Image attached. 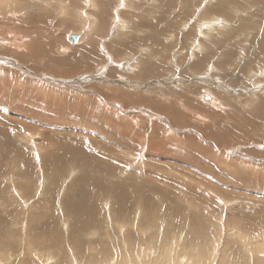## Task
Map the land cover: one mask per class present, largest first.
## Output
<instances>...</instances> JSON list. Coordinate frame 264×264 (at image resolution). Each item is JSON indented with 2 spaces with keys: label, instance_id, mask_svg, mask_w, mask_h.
Instances as JSON below:
<instances>
[{
  "label": "rangeland",
  "instance_id": "1",
  "mask_svg": "<svg viewBox=\"0 0 264 264\" xmlns=\"http://www.w3.org/2000/svg\"><path fill=\"white\" fill-rule=\"evenodd\" d=\"M69 1L63 16L51 19L44 31L25 27L26 16L6 4L0 13V31L13 38V47L0 43V251L5 253L0 262L103 264L118 252L113 245L120 230L113 221L130 226L139 216L144 228L165 221L166 226L158 227L161 239L183 237L186 245L203 247L221 238L219 258H236L238 264L255 261L241 245L254 248L264 242V0H128L127 5L125 0H96L100 10L88 12L99 23L94 42L73 46L68 37L83 30L79 16L87 10L84 0ZM17 4L33 6L29 1ZM102 8L107 13L103 17ZM200 16L212 24L202 28L208 35L204 39L199 36ZM120 19L131 30L122 38L118 36L123 32L116 33ZM196 41L203 50L192 66L188 59ZM117 45L126 50L119 51ZM80 46H90L93 53L75 58L77 62L70 56ZM36 47L53 49L54 58L69 60L49 63ZM124 62L131 74L122 71ZM208 92L215 99L212 104L202 100ZM146 99H157L164 110ZM193 104L197 112L189 108ZM251 119H259L260 129L249 125ZM76 149L75 155L67 153ZM88 175L97 180L90 181ZM127 186L134 191H125ZM116 189L121 195H136L127 209L116 206ZM147 198L155 201L153 207L134 204ZM135 225L130 237L137 244ZM107 229L112 243L99 239H106ZM147 230V235L156 234L155 228Z\"/></svg>",
  "mask_w": 264,
  "mask_h": 264
},
{
  "label": "bare ground",
  "instance_id": "2",
  "mask_svg": "<svg viewBox=\"0 0 264 264\" xmlns=\"http://www.w3.org/2000/svg\"><path fill=\"white\" fill-rule=\"evenodd\" d=\"M7 1V3H5ZM18 1H29L30 3H32V5L33 6H31V7H27V8H24V7H18V4H17V2ZM69 1V0H68ZM122 1V0H121ZM134 1V0H133ZM66 2H67V0H0V13H2L3 12V9H4V7H5V4H6V6L9 8V6H10V8H15V10H13V11H15V12H17V13H19V15L20 14H22L21 16H23V18H25V16H26V21H25V23L23 24L25 27L26 26H28V27H31L32 26V28L33 27H35V28H42L43 26H46V24H48L49 22H50V20L51 19H54L55 17H59V18H61L62 16H63V14H64V11H65V8L67 7L66 6ZM70 2V1H69ZM100 3H101V1H99ZM103 2V1H102ZM110 2V1H109ZM127 2H128V0H125V5H127ZM12 3V4H11ZM71 3V2H70ZM84 5H85V8H86V10H87V12H85V11H81V9L77 6L76 7V9H75V12L76 13H78V12H80L81 11V15L79 16V18H80V21L81 22H83L82 24H83V30L82 31H84V33H82V31H81V29H80V31L81 32H78V31H76V32H78V33H74V34H78L79 35V41H78V43L80 44V43H82V42H84V43H86V42H88V41H92V43L94 42L93 40H94V37L96 36V26L99 24V23H97L98 21L96 20V18L94 17V15L93 14H90V13H88V12H96L97 11V13H98V11L100 10H97L98 8H100L101 7V5L100 4H98L97 2H96V0H84ZM123 3V2H122ZM123 3V4H124ZM68 5V4H67ZM45 6H47V8H44ZM100 6V7H99ZM104 6V5H103ZM109 6H111V5H109ZM204 6V5H203ZM112 7V6H111ZM113 7H114V5H113ZM116 7V6H115ZM214 7V6H213ZM216 7V6H215ZM220 7H221V5H220ZM106 8H108V7H106ZM105 8V9H106ZM193 8H195V7H193ZM69 9V8H68ZM70 9H71V7H70ZM123 9H126V8H124L123 7ZM212 9V8H211ZM216 9V8H215ZM214 9V10H215ZM237 9H238V7H237ZM8 10V9H7ZM10 10V9H9ZM53 10H55V11H53ZM114 10V9H113ZM66 11H67V13L70 11H68L67 9H66ZM107 11H108V9H107ZM192 11H194V10H192ZM213 11V10H212ZM6 12V11H5ZM9 12V11H8ZM11 12V11H10ZM54 12H56L57 14L56 15H54L55 13ZM114 12V11H113ZM218 12V11H217ZM66 13V12H65ZM66 13V14H67ZM72 12L70 11V14H71ZM100 14H102V17H103V14H107L104 10H103V8H102V10L99 12ZM193 13V12H192ZM199 13V12H198ZM70 14L68 13V16H70ZM120 14V13H119ZM121 14H123V13H121ZM194 14V13H193ZM237 14V13H236ZM18 15V14H17ZM109 15H111L110 13H109ZM124 15V14H123ZM228 15V14H227ZM64 16H66V15H64ZM118 16V15H117ZM198 16V15H197ZM115 17V15L113 14V18ZM191 17H194V16H191ZM218 17V16H217ZM22 18V19H23ZM67 18V17H66ZM109 18V17H108ZM118 18H120V16L118 17ZM123 18V17H122ZM62 19H64V17L62 18ZM61 19V20H62ZM110 19V18H109ZM123 19H125V18H123ZM210 19V18H209ZM215 19V18H214ZM75 20V19H74ZM121 21V30L120 31H116V33H118V32H123V35H120V36H118L119 38H122V37H124V36H127V34L128 33H130L131 32V30H130V24H128V23H126L125 21H126V19H125V21H123L122 19H120ZM194 20H195V18H194ZM193 20V21H194ZM51 21H53V20H51ZM204 21H205V19L204 18H202V16H200V19L198 20V23H200L201 25H200V28H199V36H200V38H202V39H204V38H206V37H208V35H205L201 30H202V28H211V26H212V24L211 25H208L207 23L205 24L204 23ZM214 21H216V20H214ZM22 22H23V20H22ZM197 22V21H196ZM219 22H222V20H219V19H217V23H219ZM195 23V22H194ZM226 23V22H225ZM22 24V23H21ZM81 24V23H80ZM81 24V25H82ZM132 24V23H131ZM216 24V23H215ZM189 25H191V24H189ZM222 24H220V26H221ZM213 26H215V25H213ZM225 26V25H224ZM81 27V26H80ZM189 26H184V28H188ZM184 28H183V31H184ZM222 28V27H221ZM43 29V28H42ZM45 29V28H44ZM44 29H43V31H44ZM247 29V28H246ZM251 30V29H250ZM253 30H254V28H253ZM13 31V30H12ZM15 31V30H14ZM16 32V31H15ZM75 32V31H74ZM239 32V31H238ZM242 32H244V31H242ZM33 33V32H32ZM45 33V32H44ZM48 33V32H47ZM116 33H114V34H116ZM229 33V32H228ZM38 34H40V33H38ZM41 34H43V33H41ZM40 34V35H41ZM49 34V33H48ZM55 34H57V33H55ZM212 34V33H211ZM252 34V33H251ZM11 35V34H10ZM10 35L8 36V35H3L2 34V32L0 31V43H5L6 45H8L9 47H11L12 45H11V43L10 42H12V40H13V38H10ZM37 35V34H36ZM71 35H73V34H71ZM70 35V36H71ZM229 35H231L230 33H229ZM239 35V34H238ZM263 35V34H262ZM38 36V35H37ZM49 36V35H48ZM189 36V35H188ZM220 36V35H219ZM232 36V35H231ZM13 37V36H12ZM68 37V36H67ZM179 37V36H178ZM199 38V37H198ZM223 38V37H222ZM231 38V37H230ZM166 39H168V38H166ZM232 39V38H231ZM170 40H171V38H170ZM200 40V39H199ZM249 40V39H248ZM14 41H15V39H14ZM229 41V40H228ZM231 41V40H230ZM41 42V41H40ZM44 42V41H43ZM47 42V41H46ZM107 42V41H106ZM215 42V41H214ZM250 42V41H249ZM77 43V44H78ZM20 45L22 44V42H20L19 43ZM17 45L18 47H20V45ZM39 44V43H38ZM42 44V43H41ZM43 44H45V43H43ZM76 44V45H77ZM72 45V44H71ZM97 45V44H96ZM106 45V44H105ZM73 46V45H72ZM108 46V45H107ZM174 46L176 47V45L174 44ZM184 46V45H183ZM13 47V46H12ZM28 47L32 50L33 48V45L32 46H29L28 45ZM77 47V46H76ZM81 48L80 49H78L77 51H75L71 56H70V58H72V60H74L75 58H78V57H80V56H83V58L84 57H89V55H91L92 53H93V50L90 48V46H80ZM103 47H105V46H103ZM117 48H118V50L119 51H122L123 49L124 50H126V48H125V45H124V47L123 46H121V45H117L116 46ZM24 48V47H23ZM37 48V47H36ZM62 48H64V47H62ZM61 48V49H62ZM67 48V49H66ZM66 50H71L69 47H67L66 46ZM106 48V47H105ZM173 48V47H172ZM40 52H42V53H44V54H46L47 56H48V60H49V63H64V62H66V61H68L69 60V58L68 59H62V60H60V59H58V56H57V58H54L53 56H54V51H53V49H48V48H37ZM147 48H145L144 49V51L146 50ZM177 49V48H176ZM191 50H192V52L189 54V56H190V58L188 59V62L189 63H194V61L195 60H197L196 59V57L198 56L197 54L198 53H200V51L202 52V47H201V42L200 41H196V42H194V44L192 43V45H191V48H190ZM34 50V49H33ZM172 50V49H171ZM175 50V49H174ZM226 50V49H225ZM255 50V49H254ZM9 51V50H8ZM26 51V50H25ZM182 51V50H181ZM222 51V50H221ZM21 52V51H20ZM62 52V51H61ZM123 52V51H122ZM147 52V51H146ZM175 52V51H174ZM178 52V51H177ZM180 52V51H179ZM207 52H208V50H207ZM224 52V51H223ZM3 53V52H2ZM148 53V52H147ZM173 53V52H172ZM39 54V53H38ZM58 54V53H57ZM64 54V53H63ZM69 53L67 52V55H68ZM178 54V53H177ZM180 54V53H179ZM188 54V53H187ZM208 54H210V53H208ZM8 55V54H7ZM36 55V53L35 52H31V56H35ZM62 55V54H61ZM65 55H66V53H65ZM64 55V56H65ZM146 55V54H145ZM148 55V54H147ZM150 55V54H149ZM153 55V54H152ZM28 56L30 57V55H29V53H28ZM38 56V55H37ZM63 56V55H62ZM180 56H181V54H180ZM213 56V55H212ZM13 57V56H12ZM20 57V56H19ZM41 58H43L42 56H40ZM145 57V56H144ZM201 57V56H200ZM210 57V56H209ZM31 58V57H30ZM182 58V57H181ZM179 56L176 58V59H178V60H180L181 59ZM184 58H185V56H184ZM201 58H204V57H201ZM255 58V57H254ZM32 59V58H31ZM88 59V58H87ZM154 59H155V57H154ZM157 59V58H156ZM159 59V58H158ZM205 59V58H204ZM209 59V58H208ZM211 59V58H210ZM214 59V58H213ZM109 60V59H108ZM152 60V59H151ZM166 60V59H165ZM177 60V61H178ZM17 61V60H16ZM24 61V60H23ZM75 61H77L76 59H75ZM112 61V60H111ZM156 61V60H155ZM160 61V60H159ZM205 61V60H204ZM213 61V60H212ZM36 62V61H35ZM78 62V61H77ZM80 62V61H79ZM152 62H154V61H152ZM164 62V61H163ZM168 62V61H167ZM184 62V61H183ZM22 63V62H21ZM33 63V62H32ZM38 63V62H37ZM83 63V62H82ZM125 63V62H124ZM157 63V62H156ZM35 64V63H34ZM46 64V63H45ZM74 64V63H73ZM158 64V63H157ZM47 65V64H46ZM45 65V66H46ZM132 65V64H131ZM135 65V64H134ZM183 65V64H182ZM43 66V65H42ZM167 66V65H166ZM181 66V65H180ZM192 66H193V64H192ZM194 66H196L195 64H194ZM206 66V65H205ZM242 66V65H241ZM65 67V66H64ZM189 67V66H188ZM191 67V66H190ZM210 67V66H209ZM26 68V67H25ZM45 68V67H44ZM160 68V67H159ZM162 68V67H161ZM207 68H208V65H207ZM63 69V68H62ZM122 69V68H121ZM43 70V69H42ZM42 70H41V72H42ZM71 70V69H70ZM199 70V69H198ZM30 71V70H29ZM46 71V70H45ZM124 73L125 72H127L126 74H128V73H130V71H124V70H122ZM208 71H210L209 69H208ZM218 71V70H217ZM47 72V71H46ZM75 72H76V70H75ZM21 73V72H20ZM133 73V72H132ZM188 73V72H187ZM196 73H199V72H196ZM213 73V72H212ZM44 74V73H43ZM131 74V73H130ZM249 74V73H248ZM21 76V75H20ZM28 76V75H27ZM39 76V75H38ZM45 76V75H44ZM48 76V75H47ZM46 76V77H47ZM191 76V75H190ZM61 77V76H60ZM94 77V76H93ZM96 77V76H95ZM171 77V76H170ZM194 77V76H193ZM212 77V76H211ZM253 77V76H252ZM12 78V77H11ZM213 78V77H212ZM243 78V77H242ZM248 78V77H247ZM82 79V78H81ZM171 79V78H170ZM254 79V78H253ZM256 79V78H255ZM75 80H77L76 79V77H75ZM91 80V79H90ZM217 80V79H216ZM215 80V81H216ZM248 81H250V80H248ZM75 82V81H74ZM73 82V83H74ZM77 82V81H76ZM80 82V81H79ZM79 82H77V83H79ZM98 82H99V80H98ZM102 82V81H101ZM109 82V81H108ZM62 83V82H61ZM81 83V82H80ZM79 83V84H80ZM110 83V82H109ZM108 83V84H109ZM112 83V82H111ZM136 83V82H135ZM194 83V82H193ZM36 84H38V83H36ZM63 84V83H62ZM82 84V83H81ZM102 84V83H101ZM130 84V83H129ZM64 85H65V83H64ZM133 86L135 85V84H132ZM154 85V84H153ZM40 86V85H39ZM110 86V85H109ZM140 86V85H139ZM151 86V85H150ZM257 86V85H256ZM259 86V85H258ZM62 87V86H61ZM61 87H59V88H61ZM68 87V86H67ZM181 87V86H180ZM47 88V87H46ZM45 88V89H46ZM58 88V87H57ZM56 88V89H57ZM136 88V87H135ZM65 89H67V88H65ZM80 89V88H79ZM137 89V88H136ZM49 90V89H48ZM60 90V89H59ZM68 90V89H67ZM66 90V91H67ZM72 90V89H71ZM168 90V89H167ZM68 91H70V90H68ZM82 91H84V90H82ZM89 91H91V90H89ZM209 91V90H208ZM3 92H4V90H3ZM59 92V91H58ZM72 92V91H71ZM71 92H70V94H71ZM151 92V91H150ZM14 93H15V91H14ZM19 93V92H18ZM87 93V92H86ZM90 93V92H89ZM163 93L164 92H158V94L161 96V98L163 97L162 95H163ZM11 94H12V92H11ZM94 94V93H93ZM211 94H212V92H211ZM252 94V93H251ZM254 94V93H253ZM259 94V93H258ZM263 94V93H262ZM4 95H5V92H4ZM14 95V94H13ZM52 95H53V93H52ZM56 95H57V93H56ZM88 95V94H87ZM165 95V94H164ZM204 95H209V92H208V94H203V96ZM59 96H60V94H59ZM74 96V95H73ZM80 96H82V95H80ZM203 96H202V100H203ZM210 97H211V102H212V100L214 101L215 99H214V97H212L211 95H209ZM53 97V96H52ZM57 97V96H56ZM85 97H86V95H85ZM88 97V96H87ZM86 97V98H87ZM97 97V96H96ZM253 97V96H252ZM251 97V98H252ZM17 98L19 99V97L17 96ZM88 98H90V97H88ZM164 99L163 100H166V102L167 103H170V102H172V99H169L167 96L166 97H163ZM254 98V97H253ZM260 98V97H259ZM258 98V99H259ZM2 99H5V97L4 98H2ZM42 99V98H41ZM49 99H51V98H49ZM54 99V98H53ZM62 99V98H61ZM262 99V98H261ZM70 100V99H69ZM102 100V99H101ZM110 100V99H109ZM35 101H37V100H35ZM43 101V100H42ZM51 101V100H50ZM53 101V100H52ZM61 101V100H60ZM60 101H58V102H60ZM63 101H65V99L63 100ZM67 101V100H66ZM145 101H147V103L149 104H152V105H155L156 107H159V109H161L162 111L164 110L163 109V105H161L159 102H158V100L157 99H146ZM204 101V100H203ZM255 101V100H254ZM46 102H47V99H46ZM45 102V100H44V103H46ZM69 102V101H68ZM77 102H79V101H77ZM104 102V101H103ZM109 102V101H108ZM140 102V101H139ZM143 102V101H142ZM181 102V104L178 102V105L180 104V105H182L183 104V102H182V100L180 101ZM253 102V101H252ZM36 103V102H35ZM43 103V102H42ZM44 103H43V105H44ZM53 103H54V101H53ZM56 103H57V100H56ZM63 103H65V102H63ZM63 103H62V105H63ZM99 103V102H98ZM111 103V102H110ZM206 103V102H205ZM204 103V104H205ZM250 103V102H249ZM254 103V102H253ZM261 102H259V104H260ZM68 104H70V103H68ZM82 104H84V103H82ZM104 104V103H103ZM107 104H109V103H107ZM147 104V105H148ZM189 104V103H188ZM248 104V103H247ZM251 104V103H250ZM41 105V104H40ZM72 105V104H71ZM70 105V106H71ZM78 105V104H77ZM76 105V106H77ZM104 105H106V103L104 104ZM174 106L172 107L171 105H169V106H171L172 107V109L173 108H175V104H173ZM255 105V104H254ZM44 106H46V105H44ZM59 106V105H58ZM66 106V105H65ZM110 106H111V104H110ZM208 106H209V104H208ZM219 106V105H218ZM262 106L264 107V98H263V101H262ZM18 107H20V106H18ZM60 107V106H59ZM112 107V106H111ZM111 107H110V111H112L111 110ZM115 107V106H114ZM165 107H167V106H164V108ZM179 107V106H178ZM184 107H186V106H184ZM43 108V107H42ZM47 108V107H46ZM61 108H62V106H61ZM65 108V107H64ZM67 108H68V106H67ZM73 108V107H72ZM74 108L76 109L77 107H75L74 106ZM81 108V107H80ZM80 108H79V110H80ZM88 108V107H87ZM176 108H177V106H176ZM189 108H193L194 110H195V112H197V110H198V105L196 104V105H194L193 104V106H190ZM92 109V108H91ZM104 109H105V106H104ZM168 109H170V108H168ZM261 109V108H260ZM46 110V109H45ZM73 110V109H72ZM85 110H87V109H85ZM115 110H117L116 108H115ZM121 110V109H120ZM171 110V109H170ZM169 110V111H170ZM184 110V109H183ZM251 110H252V108H251ZM257 110V109H256ZM256 110H254V111H256ZM40 111V110H39ZM44 111V110H43ZM52 111V110H51ZM58 111H59V108H58ZM58 111L56 112V113H58ZM78 111V110H77ZM77 111H76V113H77ZM81 111V110H80ZM79 111V112H80ZM109 110H108V112H110ZM173 111H175V110H173ZM176 111H177V109H176ZM209 111V110H208ZM261 111H263V108H262V110ZM67 112V111H66ZM88 112V111H87ZM171 112V111H170ZM192 112V111H191ZM240 112V111H239ZM117 113V112H116ZM165 113V112H164ZM175 113V112H174ZM255 113H257V112H255ZM262 113H264V112H262ZM261 113V114H262ZM44 114V113H43ZM78 114V113H77ZM119 114H120V111H119ZM150 114H152V112L150 113ZM155 114V113H154ZM153 114V115H154ZM159 114V113H158ZM176 114V113H175ZM184 114V113H183ZM197 114V113H196ZM195 114V115H196ZM45 115V114H44ZM58 115V114H57ZM73 115V114H72ZM74 115H76L75 113H74ZM81 115V114H80ZM96 115V114H95ZM162 115V114H161ZM160 115V116H161ZM252 115H253V112H252ZM259 115V114H258ZM264 115V114H263ZM61 116V115H60ZM178 116H179V114H178ZM174 117H177L176 115H174ZM250 117H251V115H250ZM255 117H256V115H255ZM258 117V116H257ZM259 117H261V116H259ZM46 118V117H45ZM48 118V117H47ZM82 118V117H81ZM156 118V117H155ZM163 118V117H162ZM203 118V117H202ZM191 119V118H190ZM245 119V118H244ZM260 119V118H259ZM259 119L257 120V122H255V120H254V122H253V120L252 121H248L249 122V125L250 126H252V125H258V127H259V124H257L258 122H260L259 121ZM42 120H43V118H42ZM142 120V119H141ZM151 120V119H150ZM176 120L177 121H180V120H183L182 119V117H177L176 118ZM175 120V121H176ZM247 120V119H246ZM264 120V118H262V121ZM145 121V120H144ZM158 121V120H157ZM176 121V122H177ZM196 121H198V120H196ZM33 122H35V121H33ZM47 122V121H46ZM206 122V121H205ZM247 122V123H248ZM41 124V123H40ZM48 124V123H47ZM46 124V125H47ZM224 124V123H223ZM230 124V123H229ZM241 125V124H240ZM165 126V125H164ZM250 126H247L246 128H248V127H250ZM227 127V126H226ZM243 127V126H242ZM252 127H255V126H252ZM209 128V127H208ZM223 128V127H222ZM233 128V127H232ZM246 128H244V130L246 129ZM157 129V128H156ZM168 129V128H167ZM231 129V128H230ZM255 129H256V127H255ZM259 129H260V127H259ZM17 130V129H16ZM19 130V129H18ZM209 130V129H208ZM253 130V129H252ZM14 132V131H13ZM173 132V131H172ZM186 132V131H185ZM225 131L223 130V133H224ZM234 132V131H233ZM255 132V131H254ZM258 132V131H257ZM226 133V132H225ZM228 133V132H227ZM229 133H230V131H229ZM228 133V134H229ZM239 133H240V131H239ZM245 133H247V132H245ZM252 133H253V131H252ZM256 133V132H255ZM259 133H261L260 131H259ZM13 134H15V133H13ZM104 134V133H103ZM214 134V133H213ZM237 134V133H236ZM243 134V133H242ZM254 134V133H253ZM224 136H225V134H223ZM235 135V134H234ZM245 135V134H244ZM6 136H9V134L7 135L6 134ZM21 136V135H20ZM27 136V135H26ZM28 136H30L29 135V133H28ZM220 136V135H219ZM236 136H239L238 134L236 135ZM254 136V135H253ZM260 136V135H259ZM13 137V136H12ZM14 137H15V135H14ZM13 137V138H14ZM31 137V136H30ZM212 137H214V136H212ZM32 138V137H31ZM256 138V137H255ZM15 139V138H14ZM29 139V138H28ZM244 139V138H243ZM242 139V140H243ZM11 140H13V139H11ZM29 140H31V139H29ZM9 141V143H10V139L8 140ZM223 141V140H222ZM33 142V141H32ZM61 143V142H60ZM68 143H70V141L68 142ZM226 143V142H225ZM34 144V143H33ZM32 144V145H33ZM71 144V143H70ZM164 144V143H163ZM224 144V143H223ZM174 145V144H173ZM78 146V145H77ZM123 146V145H122ZM128 146V145H127ZM151 146V145H150ZM159 146V145H158ZM225 146V145H224ZM154 147V146H153ZM169 147V146H168ZM213 148V147H212ZM224 148V147H223ZM163 149V148H162ZM70 150V149H69ZM114 150V149H113ZM14 151V150H13ZM16 151V150H15ZM21 152H23V151H21ZM71 152V154L72 153H74V155H75V153L77 154L78 153V150L76 149V150H71V151H67V153H70ZM112 152V151H111ZM161 153V152H160ZM70 154V155H71ZM164 154V153H163ZM22 155V154H21ZM65 155V154H64ZM177 155V154H176ZM224 155V154H223ZM67 156H69V155H67ZM127 156V155H126ZM161 156V155H160ZM166 158V157H165ZM107 159H109V158H107ZM99 160V159H98ZM129 160V159H128ZM14 161V160H13ZM104 161V160H103ZM133 161V160H132ZM108 162V161H107ZM105 164H106V162H104ZM196 163V162H195ZM105 164H102V166L103 165H105ZM132 164V163H131ZM190 164V163H189ZM92 164H90L89 166H91ZM92 166H95V164L94 165H92ZM130 166V165H129ZM97 167V166H96ZM109 167V166H108ZM98 168V167H97ZM201 168V167H200ZM89 169V168H88ZM94 169V168H93ZM109 169H110V167H109ZM109 169H106V170H109ZM113 169V168H112ZM90 170V169H89ZM88 170V171H89ZM103 170V169H102ZM91 171V170H90ZM104 171V170H103ZM121 171V170H120ZM159 172L161 173V171H160V169H159ZM108 173V172H107ZM114 174V173H113ZM151 175V174H150ZM93 176V175H92ZM92 176L90 175H88V177H89V180L91 181V179H90V177L92 178ZM97 177V176H96ZM94 178V180L96 179L95 177H93ZM93 178H92V180H93ZM109 178V177H108ZM135 179V178H134ZM97 180V179H96ZM188 180V179H187ZM90 181H89V183H90ZM103 181H105V180H103ZM118 181H120V180H118ZM130 181V180H129ZM189 181V180H188ZM98 182V181H97ZM106 182V181H105ZM104 182V183H105ZM122 182V181H121ZM98 183H95V181L93 182V185H97ZM106 184V183H105ZM107 184H108V182H107ZM122 184V183H121ZM124 184H126V183H124ZM130 184V183H129ZM87 186H88V184H86ZM109 185V184H108ZM131 185V184H130ZM129 185V186H130ZM83 186V185H82ZM90 186V185H89ZM121 186V185H120ZM94 187V186H93ZM122 187H124L123 186V184H122ZM125 187H126V185H125ZM52 188V187H51ZM86 188V187H85ZM84 188V189H85ZM90 188V187H89ZM95 188V187H94ZM94 188H93V191H94ZM99 188V187H98ZM101 188V187H100ZM104 188V187H103ZM127 188H128V186H127ZM82 189H83V187H82ZM88 189V188H87ZM96 189V188H95ZM109 189V188H108ZM54 190V189H53ZM102 190H104V189H102ZM115 190V189H114ZM123 190V189H122ZM99 191V190H98ZM125 191H130V192H133L134 190H132V189H129L128 188V190H125ZM18 192V191H17ZM85 192H86V190H85ZM91 192H92V190H91ZM113 192V191H112ZM8 193V192H7ZM19 193V192H18ZM52 193V192H51ZM86 194H87V192H86ZM113 194H114V196H115V198L118 200V203L116 204V206L118 207V208H123V209H127L129 206H131V204H132V200H133V198H135L136 197V195L135 194H131V193H127V194H124V195H121L120 193H119V190L118 189H116V191H114L113 192ZM15 195V194H14ZM17 195H19V194H17ZM94 195V194H93ZM16 196V195H15ZM91 196V195H90ZM64 197V196H63ZM88 196H86V198H87ZM90 198V197H89ZM84 199V198H83ZM91 199V198H90ZM26 201H28V200H25V202ZM85 201V200H84ZM23 202H24V200H23ZM152 203V204H151ZM154 203H155V201L154 200H150V199H148L147 198V200H137L136 202H134V204L138 207V206H140V207H142V208H146V207H153V205H154ZM164 203V202H163ZM25 204V203H24ZM95 207V206H94ZM96 208V207H95ZM9 211V210H8ZM139 218H140V216H139ZM139 218L137 217V218H135V220L133 221V223L130 225V226H126L124 223H120V222H117V220H115V221H113V222H115V224L116 225H118V230H120L119 231V233H118V235L117 236H115L116 238H118V240L117 241H115L116 242V245H113V248H115V250H118V252L116 253V254H114V256L113 255H111L110 257H109V259H108V261L107 262H105V263H103V264H238L237 262H239V259H238V261L236 260V258H235V260L231 257V254L232 253H235V251L234 252H232L231 254H230V257H231V259H228V257L227 258H225V257H223V256H221V258H219V254L220 253H218V251H219V245H220V243H219V241H221L220 239L221 238H219V240L218 241H216V240H214L212 243H208V244H210V245H204L203 247H200V245L198 244V245H194V246H190V245H186L185 244V241H183V237H182V239L180 238V237H175L174 239H173V237L171 238H169V239H166V237H164L163 239H161V236L160 235H162V234H158V232H159V229L160 228H162L164 225L166 226V223H165V221H162L161 223H162V226H160V225H156V226H154L153 225V222H150L149 223V225H148V229H152V231H153V228H155L156 230L154 231V232H156V234L154 233V235H152V234H150V235H147V233H149V231L147 230V228H144L142 225H141V221L143 220V219H140L139 220ZM114 224V223H113ZM137 225L138 226V228L137 229H135V231H134V233L136 232V231H138L137 233H136V235H139V239H140V242L139 243H134L133 241H132V237H130V236H133V232L131 233L130 231L132 230V226L133 225ZM135 225V226H136ZM126 226V227H125ZM117 227V226H116ZM134 227V226H133ZM158 227H159V229H158ZM22 228V227H21ZM24 229V228H23ZM110 229V228H109ZM25 230V229H24ZM161 230H163V229H161ZM217 230H219V229H217ZM23 231V230H22ZM117 231V230H116ZM221 232H223L222 230H220ZM220 231H218V232H220ZM230 231V230H229ZM234 231V230H233ZM242 231V230H241ZM257 231V230H256ZM106 232V231H105ZM113 232V231H112ZM115 233V232H114ZM117 233V232H116ZM181 233V232H180ZM258 233V232H257ZM260 233V232H259ZM97 235V233H93V235ZM109 233H108V229H107V235H108ZM253 234V233H252ZM101 235H106V234H101ZM106 235V236H107ZM111 235V234H110ZM115 234H113V236H114ZM147 235V236H146ZM166 235V234H165ZM164 235V236H165ZM254 235V234H253ZM262 235V234H261ZM100 236V235H99ZM182 236V235H181ZM199 237H202L200 234L198 235ZM219 236H222L223 237V233H222V235L220 234ZM218 236V237H219ZM245 236H247V235H245ZM250 236V235H249ZM255 236V235H254ZM258 236H260V235H258ZM101 237L102 236H100V240L102 241V242H107V243H112L113 242V240L114 239H111L110 240V242H108L107 241V238L109 237V235L106 237V239H104V238H102L101 239ZM114 237V238H115ZM229 237V236H228ZM239 237H240V235H239ZM243 238H245V240L248 238H246V237H244V236H242ZM242 237H240L241 239H242ZM250 237H252V236H250ZM250 237L248 238V239H250ZM12 238V237H11ZM10 238V239H11ZM239 238V239H240ZM257 238V237H256ZM263 238V237H262ZM14 239V238H13ZM23 239H24V236H23ZM217 239V238H216ZM230 239H232V237L230 238ZM254 239V238H253ZM137 240V239H136ZM250 240H252V238L250 239ZM158 241H160V243H159V245L158 246H156V242H158ZM241 242L243 241V240H240ZM248 241V240H247ZM253 241H255V239L253 240ZM259 241H261V240H259ZM0 242H2V240L0 239ZM105 242V243H106ZM219 244H218V243ZM226 242V241H225ZM238 242V241H237ZM249 242V241H248ZM256 242V241H255ZM23 243V242H22ZM227 243H229V242H227ZM247 243V242H246ZM248 244V243H247ZM255 244V243H254ZM153 245H155V246H153ZM224 245V244H223ZM222 245V246H223ZM230 245V244H229ZM238 245V244H237ZM26 246V245H25ZM228 246V245H227ZM230 246H233L232 244L230 245ZM230 246H228L227 248H224V246H223V248L222 249H228ZM240 246V245H239ZM244 249H246V251H247V253L250 255V258H256L257 257V259H255V261H254V263H253V261L252 262H249L248 264H264V242H262L261 244H257V246H255L254 248H252L251 247V245L250 244H248L246 247L247 248H245L243 245H241ZM233 247H235V246H233ZM23 248V247H22ZM232 248V247H231ZM221 249V248H220ZM221 249V250H222ZM47 250V249H46ZM220 250V251H221ZM232 250V249H231ZM243 250V249H242ZM40 251V250H39ZM42 251V250H41ZM89 251H90V249H89ZM91 251H93V250H91ZM157 251H162L160 254H157ZM224 251V250H223ZM33 252H36V251H33ZM231 252V251H230ZM240 252H241V250H240ZM240 252H239V254H240ZM37 253V252H36ZM40 253V252H39ZM51 253H52V251H51ZM222 253V252H221ZM3 254H5V253H3V252H1L0 251V256H2ZM20 254L22 255V252H20ZM33 254V253H32ZM44 254V253H43ZM46 254L48 255V253L46 252ZM204 254V255H203ZM222 254H225V253H222ZM236 254V253H235ZM24 255H25V253H24ZM37 255V254H36ZM41 255V254H40ZM45 255V254H44ZM44 255H42L43 256V258H44ZM46 255V256H47ZM116 255V256H115ZM221 255V254H220ZM227 255V254H226ZM233 255V254H232ZM237 255H238V253H237ZM28 256V255H27ZM39 255H37L35 258H37ZM46 256H45V258H46ZM225 256V255H224ZM23 257V256H22ZM34 257V256H33ZM48 257H50L49 255H48ZM29 258V257H28ZM34 258V260L36 261V259ZM41 258V257H40ZM44 258V259H45ZM261 259V260H260ZM38 260V259H37ZM47 260V259H46ZM39 261V260H38ZM42 261V260H41ZM37 262V261H36ZM56 262V261H55ZM79 262V261H78ZM41 264H44V262L42 263V262H40ZM0 264H4L3 262H0ZM6 264V263H5ZM28 264V263H27ZM32 264V263H31ZM82 264V263H81ZM84 264H86V263H84Z\"/></svg>",
  "mask_w": 264,
  "mask_h": 264
},
{
  "label": "water",
  "instance_id": "3",
  "mask_svg": "<svg viewBox=\"0 0 264 264\" xmlns=\"http://www.w3.org/2000/svg\"><path fill=\"white\" fill-rule=\"evenodd\" d=\"M68 40H69V42L72 45H76L78 43V41H79V35L78 34H73V35H71V36L68 37ZM121 68L124 71H129L130 70V67H129V64L128 63H123L121 65ZM203 100L206 103L212 104L211 97L209 95H204L203 96Z\"/></svg>",
  "mask_w": 264,
  "mask_h": 264
},
{
  "label": "snow or ice",
  "instance_id": "4",
  "mask_svg": "<svg viewBox=\"0 0 264 264\" xmlns=\"http://www.w3.org/2000/svg\"><path fill=\"white\" fill-rule=\"evenodd\" d=\"M123 6V5H122Z\"/></svg>",
  "mask_w": 264,
  "mask_h": 264
}]
</instances>
